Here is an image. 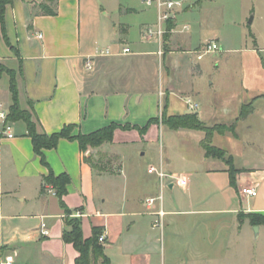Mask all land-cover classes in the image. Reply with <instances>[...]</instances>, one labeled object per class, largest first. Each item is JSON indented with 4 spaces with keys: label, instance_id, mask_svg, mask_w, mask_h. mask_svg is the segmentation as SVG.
Returning a JSON list of instances; mask_svg holds the SVG:
<instances>
[{
    "label": "crops",
    "instance_id": "0c3cea01",
    "mask_svg": "<svg viewBox=\"0 0 264 264\" xmlns=\"http://www.w3.org/2000/svg\"><path fill=\"white\" fill-rule=\"evenodd\" d=\"M193 1L196 7L203 0ZM246 1L253 5L245 15L251 19L250 43L238 45L218 30L192 39L195 30L178 15L183 12L174 14L169 38L159 44L144 35L158 11L152 6L150 14L143 0L126 1L121 13L130 17L124 21L106 9L105 0L6 3L0 62L16 72L19 106L30 109L38 130L50 134L72 124L77 134L118 125L112 141L100 148L119 160L115 170L93 167L87 160L93 148L81 151L76 140L60 139L43 150L53 173L70 179L63 196L70 216L80 212L74 217L84 237L99 228L110 264H165L176 249L186 250L189 264H264V250L248 247L264 238V223L253 221L264 218V44L252 28L264 0ZM211 40L218 49L210 53L220 57L198 59L196 51ZM123 47L129 51L123 53ZM106 48L111 54L98 53ZM230 52L240 53L237 85L230 94L214 91L207 102V89L196 80L211 79L223 53ZM88 58L90 70L84 67ZM187 98L198 107L189 109ZM10 104L11 93L6 112ZM185 113H196L205 126L226 127L213 135L211 145L231 156L234 180L223 159L205 155L202 130L171 129L160 122L140 135L136 128L157 116ZM250 114L263 124L254 137L242 134ZM127 125L132 128L122 129ZM11 126L13 137L0 134V264H75L77 251L62 238L66 215L55 193L43 188L49 168L35 153L25 123ZM165 132L179 137L176 150L163 141ZM128 148L134 150L133 165L140 167L133 174L121 161ZM161 170L185 182L166 177L161 183ZM244 187L255 188L256 195L241 194ZM157 211L163 213L162 228L154 226L157 216L151 212ZM41 222L47 234L41 233ZM233 246L237 253L227 256Z\"/></svg>",
    "mask_w": 264,
    "mask_h": 264
},
{
    "label": "rangeland",
    "instance_id": "374dc122",
    "mask_svg": "<svg viewBox=\"0 0 264 264\" xmlns=\"http://www.w3.org/2000/svg\"><path fill=\"white\" fill-rule=\"evenodd\" d=\"M127 0H105V7L108 11H111L114 13V17L117 19H122L121 21H124L123 19H127L130 17L125 16L121 13L122 8L126 5ZM134 1V0H133ZM136 1V0H135ZM253 5L250 4V2L246 0H203L200 5H196L193 0H185L183 2L182 7L180 10L176 11V13H182L178 15H182V19H186L189 21V23L193 26V29L195 30V33L193 32L192 39L196 37H200L203 35H212V33L216 30L221 31L228 40L231 42L233 41L234 45L243 44L245 42L250 43L249 37L246 36V34L249 32L248 21L250 19V16H248L247 20H245V15L247 13L248 8L252 7ZM195 7V8H194ZM194 8V9H193ZM258 9V15H261V18H258L256 22L252 25V28L254 31L258 33L260 36V44H264V4L257 5ZM190 10V11H189ZM187 11V12H184ZM149 12L152 14L153 7L149 6ZM180 18V17H179ZM180 18V19H181ZM179 24H180V20ZM246 21V22H245ZM191 32V33H192ZM171 31H167L164 34L163 37V44L165 43V40L169 38ZM221 53H209L205 56L206 59H214L217 57H220ZM224 58H222L221 65L219 71L214 72V75L211 76V79H208L207 76L201 77V80H196V82H201L202 86H204L205 89H207L204 93V98L208 101H210L211 98H213V95L215 92H219L220 94L224 95L225 93H232V90L237 85V79L238 76H240L239 72V61H240V53L233 52V53H223ZM195 60V59H193ZM5 74L9 76L8 73H3V78L1 82V103H2V109L6 111L7 104H8V97H10L9 89H8V79L5 77ZM11 76L15 78L16 81V72L14 70L11 71ZM214 81L213 85H208L209 81ZM215 98V95H214ZM28 115L30 116L31 120L34 121V117L30 109H27ZM150 124H160L161 117L157 116L154 118H151ZM263 124L258 121L257 116L255 114H250L242 125V134L244 136H257L259 132H263ZM131 126H124L122 129H130ZM215 128V127H214ZM13 127L11 126V132L14 133ZM139 131V129H137ZM75 131V129H72V133ZM140 133V131H139ZM215 133H219L217 131H214L212 133V137ZM171 133L165 132L163 141L166 143H169L174 150H176L181 144H179V137H176L175 135H170ZM140 135H142L140 133ZM264 135V134H263ZM211 137V138H212ZM262 139V138H260ZM263 140V139H262ZM105 144V143H103ZM103 144L96 146L93 148V152L91 153V163L94 164L96 168H109L112 166V169L115 170L116 163L119 162L113 155H108L107 152H103L100 148H102ZM261 151V150H260ZM259 151V152H260ZM122 156L121 161L126 166L127 173L133 174L135 173L136 169H140V167H136L133 165V159H134V150L131 149H123L122 150ZM194 152V151H193ZM193 158H196L195 153L192 155ZM211 156V155H210ZM226 152L224 154V158H226ZM180 163V159L178 157V160L176 159L175 164ZM136 167V169H135ZM137 169V170H138ZM131 184V181L129 182ZM68 218H74V216H69ZM249 248H260L261 250H264V238L261 237V239H254L249 245ZM247 247V248H248ZM177 253V254H176ZM236 254L235 246H233L232 251L229 250L227 253V256ZM176 254V256L174 255ZM171 258H168V255L165 259V264H189V257L186 252V250H182L179 252L178 249L173 251L170 254ZM178 258H175L177 257ZM170 257V256H169ZM180 259H183V262H181ZM229 258V257H228ZM228 260V259H227ZM230 261V260H229ZM96 263V262H95ZM94 263V264H95ZM231 261L229 262V264ZM233 264L235 262H232ZM202 264V263H198Z\"/></svg>",
    "mask_w": 264,
    "mask_h": 264
},
{
    "label": "trees",
    "instance_id": "16d2710c",
    "mask_svg": "<svg viewBox=\"0 0 264 264\" xmlns=\"http://www.w3.org/2000/svg\"><path fill=\"white\" fill-rule=\"evenodd\" d=\"M8 1L9 0H0V24L3 22V12ZM167 27L168 29L173 27L172 19L169 20ZM11 71V69L7 68L0 62V79L3 73L6 72L9 74V91L11 93V104L6 115V122L11 123L22 120L25 123L26 134L30 137L33 149L35 153L39 155L40 161L44 166L49 168L43 155V150L56 147L60 139L76 140L81 151H87L89 147L95 148L98 145L112 141L113 132L118 126L115 123H111L90 133L78 132L77 134H73L71 131L74 129V125L72 124L64 125L59 131L52 132L50 134L38 130L37 123L31 120L27 110H24L19 106L16 81L15 78L10 75ZM245 113L246 110L242 108L241 115L244 116ZM161 123L171 129L202 130L205 133V136L201 141V145L205 151V155H211L223 159L230 166L231 178L234 180L235 170L232 168L231 156H226V158H224L225 151L211 145L212 133L214 131L219 133L223 132L226 129L224 125H215L213 127L205 126L200 121L196 113L168 116L163 115ZM149 125L150 121H148L144 127L136 126V128L139 129L141 134H143ZM87 160L93 167H95L94 164L91 163L90 157H88ZM69 181L70 179L66 173L55 175L50 168L47 175L44 177L43 188H45V185L53 187L55 195L58 198L59 205L66 215V227L63 230L62 238L66 242L71 243L77 251L78 255L75 258V264H94L97 261H100V264H110L108 257L103 252L102 242H99L98 240L99 228L93 227L92 235L90 237H84L80 219L78 217L68 218L71 211L64 203L63 196L67 193L66 187ZM253 221L264 223V218L257 216L256 218H253Z\"/></svg>",
    "mask_w": 264,
    "mask_h": 264
},
{
    "label": "built area",
    "instance_id": "2783aa9c",
    "mask_svg": "<svg viewBox=\"0 0 264 264\" xmlns=\"http://www.w3.org/2000/svg\"><path fill=\"white\" fill-rule=\"evenodd\" d=\"M184 1L185 0H143V2L146 5L153 6L158 11L156 22H154L152 24H148L145 26V28L143 30L144 35L147 37H150V38L151 37L155 38L159 42V44H162L164 34L167 31L172 30V28L168 29V27H167L169 20L173 18L176 11L180 10ZM183 28L186 29L187 26H183ZM217 49H218V44L215 41H213V40L206 41L196 51L197 58L201 59L206 54L213 52ZM128 51H129L128 47L122 48L123 53H126ZM161 52L162 51L160 50L159 53H161ZM98 53L99 54H105V55L111 54V52L108 48H106L104 50H99ZM84 67L86 70H90L92 68V61L90 58H88L85 61ZM186 103H187L189 109H191V110H194L198 107V104L190 98H187ZM6 115H7V112L2 109V104L0 103V134H3L7 138H11V137H13L14 134L11 132V123L6 122ZM158 176H159V179L161 180V183L167 182V181L164 182V178H166V177H168L170 179V180H168L169 182L173 181V179H176L177 183L179 185L183 184L185 182V180L183 178H176L175 176L170 175L166 172H163L162 170L158 172ZM48 190L50 192L55 193L53 187L50 185H48ZM241 194H245V195H249V196H255L256 190H255V188L244 187L241 189ZM157 198H161V197L158 196L156 198L151 197V198L146 199V204L151 205ZM151 214L157 216V219L155 220L154 226L162 228V226H163V223H162L163 213L161 211H157V212H151ZM79 215H81L80 212H76L74 214V216H79ZM41 233L47 234L46 224L44 222H41ZM98 240H99V242H102V243L104 242V234L103 233L98 236Z\"/></svg>",
    "mask_w": 264,
    "mask_h": 264
},
{
    "label": "water",
    "instance_id": "95a60500",
    "mask_svg": "<svg viewBox=\"0 0 264 264\" xmlns=\"http://www.w3.org/2000/svg\"><path fill=\"white\" fill-rule=\"evenodd\" d=\"M249 23H251V19H249V21H248Z\"/></svg>",
    "mask_w": 264,
    "mask_h": 264
}]
</instances>
